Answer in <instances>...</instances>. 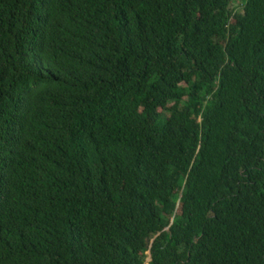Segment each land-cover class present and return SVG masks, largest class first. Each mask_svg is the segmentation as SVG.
I'll use <instances>...</instances> for the list:
<instances>
[{"label": "trees", "instance_id": "1", "mask_svg": "<svg viewBox=\"0 0 264 264\" xmlns=\"http://www.w3.org/2000/svg\"><path fill=\"white\" fill-rule=\"evenodd\" d=\"M0 0V264H264V0Z\"/></svg>", "mask_w": 264, "mask_h": 264}, {"label": "rangeland", "instance_id": "2", "mask_svg": "<svg viewBox=\"0 0 264 264\" xmlns=\"http://www.w3.org/2000/svg\"><path fill=\"white\" fill-rule=\"evenodd\" d=\"M244 1L245 0H235V2L232 5V8H234V9L239 8L244 3Z\"/></svg>", "mask_w": 264, "mask_h": 264}]
</instances>
